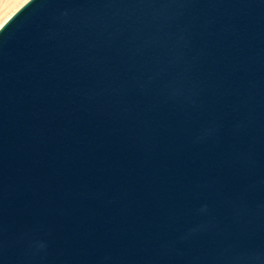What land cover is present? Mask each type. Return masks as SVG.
I'll use <instances>...</instances> for the list:
<instances>
[{"label":"water","instance_id":"1","mask_svg":"<svg viewBox=\"0 0 264 264\" xmlns=\"http://www.w3.org/2000/svg\"><path fill=\"white\" fill-rule=\"evenodd\" d=\"M0 264H264V0L23 4Z\"/></svg>","mask_w":264,"mask_h":264},{"label":"bare ground","instance_id":"2","mask_svg":"<svg viewBox=\"0 0 264 264\" xmlns=\"http://www.w3.org/2000/svg\"><path fill=\"white\" fill-rule=\"evenodd\" d=\"M20 2L21 0H5L2 2L0 7V27L15 13L14 8Z\"/></svg>","mask_w":264,"mask_h":264},{"label":"rangeland","instance_id":"3","mask_svg":"<svg viewBox=\"0 0 264 264\" xmlns=\"http://www.w3.org/2000/svg\"><path fill=\"white\" fill-rule=\"evenodd\" d=\"M5 0H0V7H1V4L2 2H4ZM28 0H21L20 3H18L16 5V7L14 8V11L16 12L23 4H25ZM3 20V19H2Z\"/></svg>","mask_w":264,"mask_h":264}]
</instances>
